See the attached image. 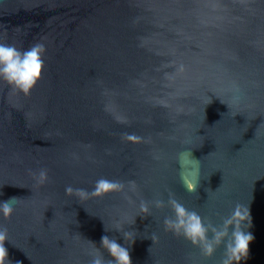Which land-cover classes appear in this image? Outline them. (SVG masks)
<instances>
[{"label":"water","instance_id":"water-1","mask_svg":"<svg viewBox=\"0 0 264 264\" xmlns=\"http://www.w3.org/2000/svg\"><path fill=\"white\" fill-rule=\"evenodd\" d=\"M0 41L46 45L28 95L0 82V201L20 198L0 217L12 264H89L88 240L127 246L105 232L118 221L136 232L132 264H222V244L206 256L165 230L172 210L151 202L169 194L212 225L249 205L242 264H264V0H0ZM191 148L194 192L178 164ZM100 177L123 190L65 194Z\"/></svg>","mask_w":264,"mask_h":264},{"label":"clouds","instance_id":"clouds-1","mask_svg":"<svg viewBox=\"0 0 264 264\" xmlns=\"http://www.w3.org/2000/svg\"><path fill=\"white\" fill-rule=\"evenodd\" d=\"M46 45L36 42L27 49L17 47L14 43L0 41V82L7 84L13 93L28 95L42 75L45 64ZM233 101L238 103L241 99L239 88L234 89ZM228 108L229 104L225 101ZM192 149H185L178 155V164L181 169L180 180L183 186L190 192L197 191L200 186V160L192 155ZM158 158V157H157ZM190 166V167H189ZM37 184H44L49 180L48 170L41 168L35 175ZM134 186V182H130ZM124 184L118 180L100 177L95 181L94 188L89 191L84 188H73L71 185L65 188V194L75 195L79 199H87L91 196H103L113 191H122ZM20 198L10 197L0 201V217L10 219L15 211V202ZM157 209L169 206L171 216L163 220L166 231L174 235L183 236L193 245H199L204 255H211L218 245L225 249L222 264H242L249 258V245L255 236L250 231L253 226L250 206L236 205L231 214L225 217L219 225L205 224L202 217L195 211L189 210L174 195L169 194L168 200L155 199L151 202ZM140 212L132 218L130 225L135 223L137 216H150L149 203L141 201ZM115 230L122 235L124 244L118 242L115 237L105 234L100 238V247L89 241L93 248L88 252L91 257L89 264H132L129 248L135 242V231H127L117 222L112 229L105 227V232ZM209 232L212 233L209 236ZM152 241L158 239L155 234L150 237ZM5 241H10L8 229L0 225V264H12L9 259ZM11 242V241H10ZM103 250V251H102ZM106 251L110 259H106L103 252ZM16 264H20L19 261Z\"/></svg>","mask_w":264,"mask_h":264}]
</instances>
